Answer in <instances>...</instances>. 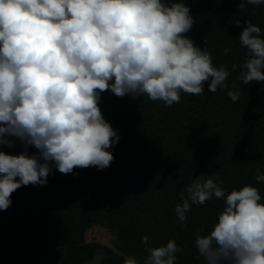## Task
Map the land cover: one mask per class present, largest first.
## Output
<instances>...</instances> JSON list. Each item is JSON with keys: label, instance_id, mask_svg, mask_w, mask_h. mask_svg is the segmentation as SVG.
Listing matches in <instances>:
<instances>
[{"label": "clouds", "instance_id": "obj_1", "mask_svg": "<svg viewBox=\"0 0 264 264\" xmlns=\"http://www.w3.org/2000/svg\"><path fill=\"white\" fill-rule=\"evenodd\" d=\"M238 8H245L244 0ZM245 24L238 78L245 85L264 83L261 28ZM193 25L187 5L166 0H0V146L14 147V137L25 148L19 155L0 151V211L22 186L46 185L53 166L72 174L111 165L110 149L120 137L99 107L103 92L147 95L171 107L181 93L204 94L205 84L211 93L228 88L229 71L214 66L207 48L186 35ZM227 95L237 102L240 91ZM30 145L38 154L29 155ZM255 180L264 182L259 169ZM222 184L207 174L192 179L178 193L177 222L186 225L192 205L224 198L210 233L195 236L198 256L206 264H264V203L257 187L226 195ZM141 242L148 253L143 264H176L183 252L174 239L155 247L148 236ZM104 256L97 253L89 264ZM125 264L139 262L129 258Z\"/></svg>", "mask_w": 264, "mask_h": 264}, {"label": "trees", "instance_id": "obj_2", "mask_svg": "<svg viewBox=\"0 0 264 264\" xmlns=\"http://www.w3.org/2000/svg\"><path fill=\"white\" fill-rule=\"evenodd\" d=\"M166 2L190 8L194 25L186 35L207 48L214 66L229 71L228 88L211 93L205 84L204 94L181 93L171 107L147 95L117 98L103 92L99 107L120 137L110 149L113 162L103 170L77 168L72 174L53 166L46 185L17 189L10 207L0 211V264H85L97 253L105 254L100 264H125L127 258L143 264L148 255L143 236L153 247L174 239L183 247L176 264H206L195 236L210 233L224 198L192 205L181 227L175 214L179 191L207 174L223 181L226 195L245 185L257 187L264 203V182L255 180L257 169L264 173V83L245 85L238 78L246 55L238 38L248 20L264 38V4L244 0L239 10L241 0ZM229 90L240 91L237 102L228 97ZM9 139L15 146H0V151H25L18 138ZM26 150L38 154L31 145ZM95 226L116 237V250L86 242Z\"/></svg>", "mask_w": 264, "mask_h": 264}, {"label": "rangeland", "instance_id": "obj_3", "mask_svg": "<svg viewBox=\"0 0 264 264\" xmlns=\"http://www.w3.org/2000/svg\"><path fill=\"white\" fill-rule=\"evenodd\" d=\"M86 242L90 244H101L112 250H116L118 246V241L116 237L113 236L107 229L103 227H94L92 230L88 231L86 233ZM85 264H89V262ZM97 264H100V260L97 262Z\"/></svg>", "mask_w": 264, "mask_h": 264}, {"label": "crops", "instance_id": "obj_4", "mask_svg": "<svg viewBox=\"0 0 264 264\" xmlns=\"http://www.w3.org/2000/svg\"><path fill=\"white\" fill-rule=\"evenodd\" d=\"M95 227H97V226H95ZM93 228H94V227H93ZM93 228H91L90 230H92ZM90 230H89V231H90Z\"/></svg>", "mask_w": 264, "mask_h": 264}]
</instances>
